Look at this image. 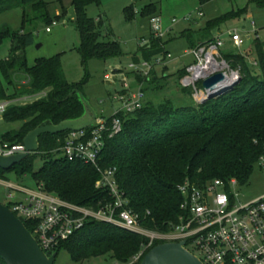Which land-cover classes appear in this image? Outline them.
Returning <instances> with one entry per match:
<instances>
[{
  "label": "trees",
  "instance_id": "16d2710c",
  "mask_svg": "<svg viewBox=\"0 0 264 264\" xmlns=\"http://www.w3.org/2000/svg\"><path fill=\"white\" fill-rule=\"evenodd\" d=\"M212 1L199 0V3L204 6ZM257 1L264 4V0ZM50 4L47 0H0V15L21 7L24 26L50 25L55 19H63L62 15L52 17ZM92 4L100 6L102 0H72L80 35L77 51L84 66L91 60H109L122 55L120 44L110 40L113 33L106 27V21L88 17L87 10ZM142 15L152 18L158 15L157 9L154 5L147 6ZM226 17L234 14L209 21L197 34L191 49L213 41L212 30ZM6 39L12 40V49L9 58L0 61V102L45 94L33 103L13 104L6 110L4 122L22 125L0 136V140L22 144L38 127L82 118L85 106L80 94L84 96L89 74L83 82L70 84L63 73L60 55L28 65L25 49L32 43L33 33L0 30V45ZM168 54L164 41L152 35L148 47L142 50L140 58H133V63L140 64L141 60L154 63L158 57L166 59ZM255 55L257 72L250 69L245 55L223 54L230 63L244 66L242 79L228 93L204 104L194 102L191 106L177 107L170 100L158 105L146 100L140 111L119 115L123 121L122 132L106 137L99 167L117 169L116 178L129 199V209L146 216L143 221L146 228L165 232L179 222L183 199L178 187L186 179L198 185L214 180L229 183L233 179L241 187L248 185L259 158L264 155V42L259 38L255 42ZM154 74V70L147 78L137 74V79L149 84ZM185 74L186 68L178 72L179 78ZM19 75L26 79L24 86L16 83ZM68 133L40 135L39 151L10 170L0 169V180L8 182L6 174L10 172L31 175L38 189L71 204L97 209L100 203L109 202L108 193L95 187L101 177L98 168L70 162L59 151ZM38 159L43 161V166L35 171ZM24 224L34 234L36 221L24 220ZM147 244L148 239L141 235L107 223L88 221L68 241L62 242L55 253L66 250L80 263L111 257L131 264ZM159 244L154 243L134 264H141L144 256ZM0 264H6L1 257Z\"/></svg>",
  "mask_w": 264,
  "mask_h": 264
},
{
  "label": "built area",
  "instance_id": "2783aa9c",
  "mask_svg": "<svg viewBox=\"0 0 264 264\" xmlns=\"http://www.w3.org/2000/svg\"><path fill=\"white\" fill-rule=\"evenodd\" d=\"M149 22L152 35L164 38L161 16H153ZM173 23L176 21L173 20ZM52 25H57V22ZM252 27L255 28V23H252ZM46 32H51V28L47 27ZM227 34L234 48L240 49L243 46L244 40L239 30L235 29ZM225 46L226 39L221 34L213 41L199 45L185 54L191 56L193 62L186 67V74L180 79V85L183 89L191 90L197 104H203L212 93L222 90L223 86L237 85L242 79L241 69L232 68L223 56ZM168 58L170 60L172 55L168 54L166 59ZM166 59L158 57L154 63L141 60L140 64L132 63L129 71L147 78L154 70V65H163ZM220 74L225 76V81L211 90H206L204 86L199 88V84L204 85L207 80ZM113 77L106 76L105 79L114 83ZM123 83V91L116 95L119 110L109 118L96 119L88 129L69 131L59 149L62 156L70 162H81L98 168L101 177L95 187L105 190L110 201L100 203L97 209L82 207L41 189L28 190L0 180L7 189L16 188L24 196L22 202L9 203L10 210L23 223L24 220L36 221L33 236L48 256H52L62 242L68 241L88 221H98L148 239V244L134 257L133 263L138 262L144 252L156 242H185V247L199 257L203 264H264V196L251 203H240L236 190L241 186L236 179L229 183L214 180L204 185L186 179L178 187L183 199L180 207L182 215L179 222L171 225L165 232L146 228L143 225L146 216L129 209V199L120 189L116 178L117 169L102 170L99 167L106 137L112 138L122 132L123 121L119 115L140 111L146 101L142 88L133 91L126 77L123 78ZM15 102L17 101L0 102V122L6 110ZM25 152L24 143L11 144L0 140V156L9 157ZM257 166L264 174V155L259 158ZM190 245L201 257L190 249Z\"/></svg>",
  "mask_w": 264,
  "mask_h": 264
},
{
  "label": "rangeland",
  "instance_id": "374dc122",
  "mask_svg": "<svg viewBox=\"0 0 264 264\" xmlns=\"http://www.w3.org/2000/svg\"><path fill=\"white\" fill-rule=\"evenodd\" d=\"M47 1L51 3L52 17L63 16L61 20H54L57 25L37 23L34 27L24 26L23 8L14 7L0 15V30L10 29L13 32L33 33V41L25 49L29 66H34L40 59H51L60 55L63 73L70 84L83 82L89 74L84 89L86 114L82 120L72 123V128H78L86 120L93 119L94 113L97 116L96 119H101L104 116L109 118L119 110L120 104L115 100V96L123 91V78L125 77L133 91L138 88L146 90V100L155 105L166 100L172 101L177 107L193 105L195 100L190 94L191 90L183 91L180 85L181 78L178 76L181 69L191 64L192 57L185 54L190 53L193 41H197V34L207 27L209 21L224 18L229 14H234V17H226L225 21L212 30V35L217 37L222 34L226 39L222 54L232 52L245 55L250 69L254 72L258 71L255 42L258 38L264 42V4H260L257 0H213L204 6L200 5L199 0H102L100 6L92 4L88 7V17L91 19L101 17L106 21V27L113 33L110 40H115L120 44L122 55L109 60H91L86 66L83 65L77 51L80 35L76 27L72 0ZM150 5L156 7L157 14L163 20L165 37L160 39L164 41L166 50L172 58L166 59L163 65H154V76H156L153 82L143 84L138 81L136 73L129 71V67L133 63V58H140L142 50L149 45L152 36L150 17L142 14L143 10ZM131 8L132 11H126ZM173 20L176 23H173ZM252 23H255V28L252 27ZM48 26L51 28L49 33L46 32ZM243 27H246V30H243ZM235 29L240 31L244 40L240 49L234 48L228 40L227 33ZM255 31L258 33L256 34ZM106 37L104 40L108 39ZM11 49L12 40L6 39L0 45V61L9 58ZM230 64L234 69H241V75H243L244 66L241 63L232 62ZM106 76H114V83L107 81ZM15 79L19 86L26 84V79L21 75ZM199 88H203V85L199 84ZM44 94L19 100L15 104L24 106L33 103L42 98ZM21 125L20 122L6 123L2 119L0 136L20 129ZM42 166L43 161L38 159L34 170L38 171ZM6 178L15 187L28 190L38 189L31 175L19 176L16 172H10L6 174ZM236 194H238L239 202L243 204L251 203L264 196V174L257 165L248 185L237 189ZM22 201H24V196L21 192L16 188L9 190L0 183L1 204L8 205ZM190 249L201 257L193 246L190 245ZM54 264L124 263L111 257L93 258L80 263L73 260L68 251L61 250Z\"/></svg>",
  "mask_w": 264,
  "mask_h": 264
},
{
  "label": "water",
  "instance_id": "95a60500",
  "mask_svg": "<svg viewBox=\"0 0 264 264\" xmlns=\"http://www.w3.org/2000/svg\"><path fill=\"white\" fill-rule=\"evenodd\" d=\"M223 81H225V76L220 74L207 80L203 86L206 90H211ZM235 86L226 87L219 93H212L207 101L228 93ZM80 98L84 103L82 94H80ZM84 116L77 120L65 121L59 125L38 127L24 139L25 153L9 157L0 156V169L10 170L30 155L37 153L39 151L38 138L42 134L54 135L90 128L96 120L95 113L93 119L86 120L78 128L71 127L72 123L82 120ZM185 245V242L159 244L144 256L141 264H203L200 258L190 252ZM56 256V253L48 256L41 249L33 234L28 231L25 224L10 210L9 206L0 203V257L6 264H54Z\"/></svg>",
  "mask_w": 264,
  "mask_h": 264
},
{
  "label": "crops",
  "instance_id": "0c3cea01",
  "mask_svg": "<svg viewBox=\"0 0 264 264\" xmlns=\"http://www.w3.org/2000/svg\"><path fill=\"white\" fill-rule=\"evenodd\" d=\"M243 30H246V27H243ZM257 33H258V32H257ZM257 33H256V34H257ZM220 35H221V34H220ZM213 37H214V36H213ZM214 38H216V37H214ZM242 38H243V37H242ZM192 60H193V58L191 59V63H192ZM165 76H168V75L165 74ZM116 95H117V94H116ZM115 100H116V96H115ZM116 101H117V100H116ZM111 116H112V115H111ZM104 117H105V116H104Z\"/></svg>",
  "mask_w": 264,
  "mask_h": 264
},
{
  "label": "bare ground",
  "instance_id": "6f19581e",
  "mask_svg": "<svg viewBox=\"0 0 264 264\" xmlns=\"http://www.w3.org/2000/svg\"><path fill=\"white\" fill-rule=\"evenodd\" d=\"M223 89H226V87L223 86V87H222V90H220L219 92L223 91ZM219 92H218V93H219Z\"/></svg>",
  "mask_w": 264,
  "mask_h": 264
}]
</instances>
